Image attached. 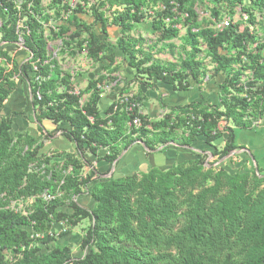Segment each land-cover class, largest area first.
I'll use <instances>...</instances> for the list:
<instances>
[{"label": "trees", "instance_id": "16d2710c", "mask_svg": "<svg viewBox=\"0 0 264 264\" xmlns=\"http://www.w3.org/2000/svg\"><path fill=\"white\" fill-rule=\"evenodd\" d=\"M67 1L53 0L51 17L42 0H0L6 18L0 28L1 43L14 46L22 41L29 52L20 65L14 53L0 49V264H264L261 170L240 168L232 174L223 167L208 169L207 156L188 150L191 157L180 160L178 155L179 163L166 171L152 169L108 179L86 176L87 166L79 155L68 154L64 162H55L49 153H41L44 144L39 140L13 132L14 116L1 117L5 102L17 89L16 81L33 75L30 85L38 123L70 127L67 137L84 156L105 151L98 161L111 167L136 141H144L150 152L171 143L196 148L199 138L213 146L227 132L223 150L213 153L226 158L238 150L229 125L251 129L264 115V36L256 34L258 16L264 18V0H202L201 4L200 0H95L87 14L92 18L89 25L81 19L86 14L82 6L67 20L62 18L68 12ZM204 4L209 6L210 19L196 11ZM112 8L121 11L110 23L107 12ZM237 13L248 16L244 26L233 24L222 32L211 29ZM168 17L176 18V22L172 19L175 28H165ZM52 20L58 31L51 33L50 40L61 43L54 57L45 38V25ZM147 20L158 43L173 48V41L182 42L184 52L177 64L155 61L142 48L143 40L130 37L135 26ZM111 26L121 29L115 44L101 40L94 31L99 27L107 35ZM181 30L185 35L180 37ZM204 47L213 64L211 71L203 64ZM84 50L95 64L106 61L110 75L118 72L119 50L136 80L170 85L175 92L189 90L192 82L225 75L220 102L171 108L158 121L139 111L129 113L122 103H113L102 114L99 86L108 80L100 76L88 81L82 91L88 100L80 109L79 98L71 94L76 85L73 76L62 70L58 58ZM246 71L253 73V81L245 84ZM127 87L119 94L131 92ZM143 100L137 95L135 102L140 105ZM135 116L140 127L134 125ZM222 123L227 131L220 130ZM84 191L96 203L91 210L74 202ZM45 196L55 199L47 201ZM33 198L35 202L23 212L9 208ZM84 220L90 226L80 238L79 257L61 238ZM60 223L69 228L66 233L56 232Z\"/></svg>", "mask_w": 264, "mask_h": 264}, {"label": "crops", "instance_id": "0c3cea01", "mask_svg": "<svg viewBox=\"0 0 264 264\" xmlns=\"http://www.w3.org/2000/svg\"><path fill=\"white\" fill-rule=\"evenodd\" d=\"M201 3H203L202 0H200V4ZM200 8L203 9L204 12H206L209 6H207V4H204L201 5ZM235 16L237 17V14ZM258 18H260V16H258ZM81 19L87 25L92 23V18L89 15H83L81 16ZM4 21L5 19L2 12L0 11V28L1 24ZM238 23H240L239 19L236 20L235 18V24ZM94 31L101 40H108L112 44H115L121 36V29L113 26L108 29L107 35H104L103 37L101 36L99 27H97ZM256 34L259 38L263 37L264 30H258L256 31ZM184 35L185 31L182 30L180 32V37ZM130 37L139 41L143 40L144 43L142 45V48L145 51H148L152 55L154 60L158 61L162 65L167 66L177 64L180 61V57L182 56L179 53L184 52V47L180 40L173 41L174 49L170 47L169 43H159L160 45H158L156 38L153 36V29L149 20L145 21L142 24H137L134 28V31L130 34ZM152 37L155 39V41L148 43V38ZM174 42H176V44ZM148 44H150L149 47ZM3 45V43L2 45H0L2 49H6L11 53L13 52L11 51L13 50L12 48H6ZM187 50L189 51V49ZM206 50V47L202 49L203 53L201 54V57L203 58V64L205 65V67L208 68L207 65H210L211 69V67H213V64L210 63L209 58L205 57ZM165 53V59H162L161 56H163ZM116 55L117 61L115 65L118 68L117 73L120 77V87L102 96V99L99 102V107L102 113L108 108V104L111 103L112 100L117 97V95H119L118 93L121 91L120 88L122 86H128L130 91H134L137 93V95L143 96L144 100L140 104L142 105V114L147 116L150 120L154 121L161 120L163 113L169 112V109L171 108L184 107L192 103L200 102L204 105L218 106V103L220 102L219 95L220 87L222 85L221 83L217 84L216 88H213V92L209 91L210 87L206 90L205 85L196 83H192L190 89L187 91L175 92L170 85L157 83L155 81L143 82L136 80V74L132 69H130V67L127 66V61L125 60V57H123V54L119 50H117ZM262 56L264 58V51L262 52ZM108 65L109 64L106 61L97 64L88 73H85L78 77L75 83L77 84V86L86 88L88 81L95 80L101 71H105ZM222 76L224 77L225 82L226 76ZM16 83L17 89L13 93V95L5 102V108L3 109L5 113L4 115H2V118L14 116V133L28 134L34 137L35 139L39 140L40 143L44 144V149L41 151V153H49L50 157H53L55 162H64L68 154H75L74 146L69 142L67 136H65L69 132V127L67 125L56 126L49 121H44L41 124L38 123L37 115L39 113L33 104L29 83H27V85L21 84L20 81H17ZM5 109H9V111H5ZM224 127L227 128L228 126L226 127V125L222 123L220 125V130L223 131ZM229 128L233 130L234 144L236 147H238V150L235 151V154L231 157L230 163L234 164L238 160L240 161L238 166L241 165V167L244 168L245 171L261 170L263 174L262 176H264V115L251 129H239L236 127H232V125H229ZM222 133L223 134L221 138L216 143H214V147L207 145L204 138L198 145L199 147L196 148L191 149L188 147H174H176L177 150L178 148H182L199 154H202L203 151V154L209 155L210 153L216 151V148L218 146H222V148H224L228 140L229 133ZM46 138L50 141L46 142ZM143 144L145 145L144 141L142 140L136 141L131 144L125 151H123V153L119 157V160H117L115 164H113L111 168L112 173L114 172L115 168L118 167L120 169L121 166L123 167V169L121 170H124L125 174L122 175L123 177H126L129 176L128 173L130 175L136 173H148L152 169L166 171L175 164L179 163V159H176L177 155H175V153L178 152L177 150L173 149L175 152L169 155H167L168 152L156 154L155 151L150 152L148 151V149L145 150ZM172 144L178 145L176 143ZM200 148H202V150ZM104 157L105 154L101 153L99 155V158L97 159V162ZM161 158H165V160ZM88 159L90 163V171L93 175L95 174V176H99V172H103L104 170L110 168V165H108L104 161L96 165V161H94L93 158ZM161 160H164L165 165H159V163L162 164ZM99 177L102 178L101 176ZM84 195H86L88 198L83 199L82 196ZM84 195L79 196L75 200V203L82 209H93L96 203L91 199L93 207L87 209L86 204L89 203L90 197L88 194ZM69 238H78L75 243L71 244L72 246L78 245L80 242V234L73 232L69 235L63 236L61 238V243L69 247Z\"/></svg>", "mask_w": 264, "mask_h": 264}, {"label": "built area", "instance_id": "2783aa9c", "mask_svg": "<svg viewBox=\"0 0 264 264\" xmlns=\"http://www.w3.org/2000/svg\"><path fill=\"white\" fill-rule=\"evenodd\" d=\"M52 3H53V0H42V7L46 10L47 14H49L51 17H52V10L49 9V7L52 5ZM94 3H95V0H68L64 4L68 8V12L64 13L62 18L64 20H67L75 12V10L78 9L79 6H82L84 11L86 12V14H83V15H87V14H89L88 13L89 9L94 5ZM18 5H19L20 11H21L22 10V1H20V4H18ZM119 11H121V9L112 8V9H110V11L107 12V17L109 18V22L110 23L113 22V20H114V18L116 16V13H118ZM196 11H197V13H199V15L203 19L204 18L210 19L208 10H206V12H204L203 9L200 8V5L197 6ZM237 15H239V21H240V23H238V24L241 25V26H244L246 24V22L248 21V16L245 15V14H241V13H237ZM3 17H4V19H6L4 15H3ZM185 17H188V15H185ZM235 18H236L235 16L234 17L225 16L220 22L214 23V25L211 27V29L213 31H215V32H222L225 29L230 28L231 25L235 24ZM172 19H173L174 22H176V18L168 17V18L164 19V25H165L166 29L175 28L174 22H172ZM3 23L1 24V27L3 26ZM57 27H58V24L54 20H52L48 25H45V38L48 40L49 53L53 57L56 56L57 54H59L60 46H61L60 42H53L52 40H50L51 39V33L58 31ZM51 43H59L58 46L56 47V49L58 51H55L56 50L55 48H51V46H50ZM3 44H6V43H3ZM18 45H20L21 47L24 48L22 41H20L19 44L14 45V46H18ZM256 46L257 45H254L251 48V50H254L256 48ZM58 60H59V63H60V66H61L62 70L65 73H69L70 75L73 76V82H76L78 77H80L81 75H83L85 73H88L94 66L97 65L89 58L88 52L86 50H84L82 53H78L75 56H71L69 54H66V55H64L62 57H59ZM243 61H244L243 64H245L246 63V59L243 58ZM240 67L241 66L239 65V66L236 67V69H239ZM100 76H104L106 78V80H108V81H106V83L103 86H101V85L99 86V88L101 87L103 89V95L107 94V93H110V92L114 91L116 88L120 87L119 86L120 85V82H119V78L120 77H119L118 73H113V74L110 75L109 72L101 71L100 74L97 76V78L100 77ZM32 77L33 76L28 78L29 85H30V80H31ZM111 79H116V81L115 82L114 81H110L109 82V80H111ZM17 81H20V80H17ZM250 81H253V73L251 71H246L245 75H244L243 83L246 84L247 82H250ZM122 88H123V86L120 89L122 90ZM84 89L85 88H83L82 86H77V84H76L74 90L71 92V94L73 96H76V97L79 98L78 105L80 106V109H83L85 107V103L88 100V96L82 94V91ZM30 93L32 95L31 85H30ZM136 97H137V93L134 92V91H131V92L126 93V94H119V95H117V97L114 100H112L111 103L108 104L109 105L108 108L111 107L113 103H118V104L122 103V104L127 105V110H128L129 113L133 114L135 111H139V114L143 115L142 114V105H139L138 103L135 102L136 101ZM32 100H34L33 99V95H32ZM167 113L168 112L163 113L162 118ZM134 125L137 126V127L141 126L140 119L137 116H135ZM69 131H70V127H69ZM63 135H65V134H63ZM65 136H68V133ZM67 139H68V137H67ZM46 140H48V139L46 138L45 141ZM69 142L74 146L75 154H77V155L79 154L80 159H82L85 162L86 166H87L85 175L86 176L87 175L88 176L89 175L94 176L95 174L93 175L92 172L90 171V168H89V164L90 163L88 161L89 160L88 158L94 157L95 160L97 161V159L99 158V155L101 153H103V154H107V153L105 151H102L98 156H94V155L84 156L81 152H79L76 149L75 142L72 143L70 140H69ZM70 172H71V169H70ZM94 172H95V170H94ZM86 176L84 177V179H86ZM84 194H88V193L84 191V193L82 195H84ZM77 198L78 197H75L74 202H75V200ZM54 199H55V197L45 196V200H47V201H52ZM34 202H35L34 198L31 199V200H27V201H18V202L12 203L9 208L12 209V210H15L16 212H23V211H25V209L27 207L31 206ZM55 227H56V232L58 234L59 233H66L67 230L69 229L67 227V225H65L64 223L57 224ZM52 233H55V231H52ZM37 237H41V236H37Z\"/></svg>", "mask_w": 264, "mask_h": 264}, {"label": "rangeland", "instance_id": "374dc122", "mask_svg": "<svg viewBox=\"0 0 264 264\" xmlns=\"http://www.w3.org/2000/svg\"><path fill=\"white\" fill-rule=\"evenodd\" d=\"M236 17V16H235ZM262 16H260V18H258V24L256 25V31H258V30H260L261 28H263L264 27V18H261ZM239 19V15H237V17H236V20H238ZM101 36L103 37L104 36V34L103 33H101ZM1 38V37H0ZM153 41H155V39L152 37V38H148V43H150V42H153ZM175 44H176V42H174ZM58 44L59 43H51L50 44V46H51V48H55L56 49V47L58 46ZM0 45H2V43H1V41H0ZM158 45H160L159 43H158ZM4 47H6V48H12L13 50H11V51H13L12 53H14L15 54V56H16V59L19 61V64L20 65H22L23 63H25L26 61H27V59L29 58V53L23 48V47H21L20 45H18V46H13V45H7V44H4L3 45ZM150 46V44H148V47ZM157 46V45H156ZM55 51H58L57 49L55 50ZM160 52V51H159ZM158 52V53H159ZM180 55H182L183 56V53H179ZM160 55V54H159ZM165 55H166V53L163 55V56H161V58L162 59H165L164 57H165ZM167 55H168V53H167ZM181 58V57H180ZM170 59H172V58H170ZM169 59V60H170ZM166 60H168V59H166ZM209 62V61H208ZM209 64V63H208ZM207 67L209 68V70L208 71H211L212 70V68L213 67H211V69H210V65H207ZM33 76V75H32ZM20 82H21V84H23V85H27V83H29V81H28V78H22L21 80H20ZM223 82H224V77L222 76V75H220V76H218V77H216V78H213V79H210V80H208L207 81V79L206 80H203L202 81V83L201 84H203V85H205L206 86V90H207V88H209V91L210 92H213V88H216L217 87V84H223ZM192 83H194V82H192ZM27 93V92H26ZM28 96V95H27ZM29 98V97H28ZM5 111H9V109H5ZM4 110L2 111V114H1V117H2V115H4ZM226 125V127H227V124H225ZM223 131H227L226 130V128L224 127L223 128ZM201 140H203V138L201 137V138H199V140L195 143V145H194V147H199L198 145L200 144V142H201ZM50 140L48 139V140H46V142H49ZM213 146H214V144H213ZM217 146V145H216ZM193 147H191V149H192ZM208 148V147H207ZM164 149H166V151L168 152V154L167 155H169V154H171V153H173V152H175L174 150H177V148L176 147H174V146H172V145H169V146H167L166 148H164ZM163 149V150H164ZM174 149V150H173ZM201 150H202V148H200ZM162 150V151H163ZM216 150H217V152H220L221 150H223V148H222V146H218L217 148H216ZM162 151H160V153H162ZM178 152H177V156L178 155H180L181 157H180V160L182 159V158H184V157H186L187 155H188V158L189 157H191L192 155H190V154H188L186 151H188L187 149H180V148H178V150H177ZM160 153H156V154H160ZM202 154H203V151H202ZM204 156H207L206 158H205V160H206V165H207V168L208 169H218L219 168V165H221L222 164V167L225 169V170H227L228 172H230V173H232V174H235V173H237L238 171H240V168L242 169V167H241V165H239L238 166V164H239V162L240 161H236L234 164H232V163H230V159H231V157H232V154H230L228 157H226V158H223V159H221L220 158V156L219 155H217V156H213V157H208V155H206V154H204ZM179 157V156H178ZM90 158H93V160L94 161H96L95 160V158L94 157H90ZM161 159H164L165 160V158H161ZM164 160L162 161L161 160V163L162 164H160L159 163V165H165V162H164ZM99 163H101V162H97L96 161V165L97 164H99ZM238 166V167H237ZM112 166L109 168V169H106V170H104L103 172H99V176H101L102 178L101 179H108V178H110L111 176H113L114 175V177H117V178H119V177H123V175H125L124 174V170H121V169H123V167H121L120 166V169L117 167V168H115V170H114V172L112 173ZM122 172V173H121ZM128 173V172H127ZM123 174V175H122ZM128 175H130L129 173H128ZM263 174H261V177H264V176H262ZM82 198L84 199V198H88L86 195H84V196H82ZM91 199L92 198H90V201H89V203L88 204H86V208L87 209H90V208H92L93 207V203H92V201H91ZM82 201V200H81ZM90 226V221L89 220H84L73 232H75V233H79L80 234V238H81V236H83L84 235V233H85V230H87L88 229V227ZM72 232V233H73ZM79 238V239H80ZM78 240V238H75V239H72V238H69V243H70V248L71 249H74V250H76V256H79V257H81L82 256V254H81V252L79 251V248H78V245H71L72 243H75L76 241ZM80 243V242H79Z\"/></svg>", "mask_w": 264, "mask_h": 264}, {"label": "water", "instance_id": "95a60500", "mask_svg": "<svg viewBox=\"0 0 264 264\" xmlns=\"http://www.w3.org/2000/svg\"><path fill=\"white\" fill-rule=\"evenodd\" d=\"M1 48V47H0ZM169 145H173V146H176V147H180V146H178V145H175V144H169ZM169 145H167V146H169ZM143 146H144V148H145V150H147V147L143 144ZM164 149V147H161V148H159V149H157L156 151H155V153H160V151H162ZM232 155H234L235 153H231ZM210 157H212V155H210ZM119 160V159H118Z\"/></svg>", "mask_w": 264, "mask_h": 264}, {"label": "flooded vegetation", "instance_id": "af4514ba", "mask_svg": "<svg viewBox=\"0 0 264 264\" xmlns=\"http://www.w3.org/2000/svg\"><path fill=\"white\" fill-rule=\"evenodd\" d=\"M214 147V146H213ZM222 151V150H221ZM214 152H217V150L216 151H214ZM214 152H212V153H210L209 155H208V157L210 156V155H212V157H213V153ZM235 153V152H234ZM233 156V155H232ZM219 168H222V164L221 165H219ZM255 171H258V170H255Z\"/></svg>", "mask_w": 264, "mask_h": 264}, {"label": "clouds", "instance_id": "9594fccd", "mask_svg": "<svg viewBox=\"0 0 264 264\" xmlns=\"http://www.w3.org/2000/svg\"><path fill=\"white\" fill-rule=\"evenodd\" d=\"M231 125V124H230ZM172 144V143H171ZM179 146V145H178ZM181 147V146H180ZM149 151V150H148Z\"/></svg>", "mask_w": 264, "mask_h": 264}]
</instances>
